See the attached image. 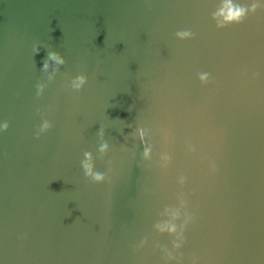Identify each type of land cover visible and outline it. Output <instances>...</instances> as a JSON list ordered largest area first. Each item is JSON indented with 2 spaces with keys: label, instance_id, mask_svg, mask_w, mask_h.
I'll return each instance as SVG.
<instances>
[{
  "label": "water",
  "instance_id": "water-1",
  "mask_svg": "<svg viewBox=\"0 0 264 264\" xmlns=\"http://www.w3.org/2000/svg\"><path fill=\"white\" fill-rule=\"evenodd\" d=\"M0 264H264V0H0Z\"/></svg>",
  "mask_w": 264,
  "mask_h": 264
},
{
  "label": "clouds",
  "instance_id": "clouds-1",
  "mask_svg": "<svg viewBox=\"0 0 264 264\" xmlns=\"http://www.w3.org/2000/svg\"><path fill=\"white\" fill-rule=\"evenodd\" d=\"M243 14V10L242 9H234L232 8L230 5L228 6L227 9V15H226V19L227 20H234V19H238L241 15ZM47 65H45L46 67ZM99 179V177H97Z\"/></svg>",
  "mask_w": 264,
  "mask_h": 264
}]
</instances>
